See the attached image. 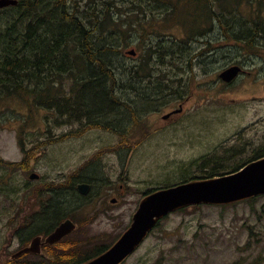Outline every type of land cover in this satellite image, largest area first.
I'll use <instances>...</instances> for the list:
<instances>
[{
	"label": "rangeland",
	"instance_id": "1",
	"mask_svg": "<svg viewBox=\"0 0 264 264\" xmlns=\"http://www.w3.org/2000/svg\"><path fill=\"white\" fill-rule=\"evenodd\" d=\"M242 14L254 15L249 6L242 7ZM183 30L175 28L168 34L183 39ZM186 44L194 52L206 45L193 39ZM234 44L226 39L221 42L227 49ZM131 49L136 50L135 41L122 54L127 64L137 63L143 55L139 48L133 60L126 55ZM232 51H237L236 46ZM232 57L246 61L250 73L231 84L219 77L220 71L233 62H224L228 58L225 56L218 61L208 58L206 65L195 58L192 65L169 67L176 74L171 87L190 99L185 116L179 124L163 127L145 138L133 131L138 146L120 145L121 138L110 129V122L107 126L94 125L57 117L44 109L36 111L24 132L26 148L33 149L28 167L10 170L0 165V187L12 171L8 183L19 191L18 195L0 191V248L16 231L23 237L29 234L32 217L40 208L35 190L44 183L55 185L73 177L76 184L85 177L94 182L88 195L80 194L82 206L75 211L77 224L84 225L91 237L86 248L93 251L124 231L146 190L177 182L184 175L206 176L215 165L213 160L232 153L236 156L231 163L251 157L264 143V55L247 52ZM185 68L189 70L182 72ZM172 102V96L163 98V107L155 115L166 113L176 103ZM28 114L27 105L18 98L0 102V163L1 159H23L19 128ZM231 163L227 165L231 167ZM32 172L41 178L30 179ZM113 197H117L115 202L111 201ZM22 219H28V226L26 223L17 229ZM237 260L264 264V195L254 202L226 208L203 204L201 208L173 212L123 264H232Z\"/></svg>",
	"mask_w": 264,
	"mask_h": 264
},
{
	"label": "trees",
	"instance_id": "2",
	"mask_svg": "<svg viewBox=\"0 0 264 264\" xmlns=\"http://www.w3.org/2000/svg\"><path fill=\"white\" fill-rule=\"evenodd\" d=\"M244 6L254 15L242 14ZM175 28L185 29L186 38L168 34ZM191 39L206 45L194 52L186 44ZM225 39L235 44L229 49L222 47ZM131 41L143 55L137 63L127 64L122 54ZM232 46L237 48L235 53ZM247 52L264 55V0H19L17 5L2 7L0 102L18 98L27 105L29 114L19 128L23 159H1L0 165L10 170L28 167L33 149L26 148L24 132L41 109L94 125L107 126L110 122V129L121 138L120 145L138 146L132 129L142 123L144 114L161 109L163 98L174 94L171 83L176 74L169 67L192 65L195 58L206 65L208 58L218 61L222 56L228 57L224 62L240 63V58L232 56ZM137 54L126 55L134 60ZM181 70L187 72L189 68ZM258 155H264V150ZM221 170L214 166L204 177L218 175ZM12 173L6 174L0 191L18 195L8 183ZM184 176L158 188L199 177ZM80 182L94 183L86 177ZM77 184L73 177L55 185L44 183L35 190L40 211L32 217L29 234L43 225H58L67 217L78 221L75 211L82 206V196ZM112 243L97 246L86 259ZM232 264L245 263L237 260Z\"/></svg>",
	"mask_w": 264,
	"mask_h": 264
},
{
	"label": "water",
	"instance_id": "3",
	"mask_svg": "<svg viewBox=\"0 0 264 264\" xmlns=\"http://www.w3.org/2000/svg\"><path fill=\"white\" fill-rule=\"evenodd\" d=\"M18 0H0V8L16 5ZM135 55V49L127 51ZM241 67L233 65L220 73V78L230 82L239 75ZM30 179H39L32 172ZM78 190L88 194L91 186L79 183ZM264 195V156L252 160L238 170L211 177L192 178L168 187L153 189L144 194L134 212L129 226L120 237L100 254L79 264H122L143 243L156 225L170 213L202 204L228 205ZM77 228V223L67 217L47 237L55 242ZM41 236L35 237L22 251H35Z\"/></svg>",
	"mask_w": 264,
	"mask_h": 264
},
{
	"label": "flooded vegetation",
	"instance_id": "4",
	"mask_svg": "<svg viewBox=\"0 0 264 264\" xmlns=\"http://www.w3.org/2000/svg\"><path fill=\"white\" fill-rule=\"evenodd\" d=\"M233 65H239L241 67V71L239 75L236 76V78H234L230 82H227L230 84L233 83L241 75L249 72L245 66L246 61L243 60L240 63L231 62L230 64H228V66L224 67L220 71V73L226 68ZM212 72L214 73L215 70H213ZM173 92L174 94H172L171 96L173 98V102L176 101V103L170 105V109L167 110L166 113L159 116L155 115V113L161 111L158 108L149 111L148 113L144 114L142 123L136 124L135 127L132 129V131L137 130L138 132H140V134L147 136L149 134L162 130L163 127H166L168 125H176L182 122L187 110V103H189L190 99L181 98V96L179 97L180 93H178L177 91H173ZM142 124L145 126V128H142ZM262 146H264V143L256 148V150L251 155V157L240 162L237 161L235 163H231V161L236 156L234 153H232L231 155L227 156L224 159L213 160L215 162L214 166L223 168V170H221L218 174L234 172L236 170L232 171L233 168L241 165L244 166L250 161L264 156V155H258V152L264 150ZM230 163L233 164L231 167L227 165ZM80 183H88L90 184L91 189L93 188V184L91 182H80ZM91 189L89 193L91 192ZM146 192L147 190L144 192V194ZM79 193L81 195L89 194V193L82 194L80 191ZM115 198L117 197H113L111 201L114 202L116 200ZM38 211H40V209H38ZM27 220L22 219V222L17 226V229L23 228L26 225ZM27 226L28 223L25 227ZM56 227L57 225L55 224L52 225L51 227L50 226L47 227V225H43L40 228H38L34 233L32 234L30 233L26 237L20 235L21 231H16L15 234L11 236L12 239H10L7 244H5L3 247L0 248V264H58V263H68L70 261L78 264L84 262L86 258L89 256V254L92 252L86 248L87 242L91 237L87 236L85 226L83 225L82 229L80 230L76 228L73 232L67 234L58 241L47 242L46 241L47 237L51 234V232L55 230ZM37 236H41V239L39 240L38 244L35 247L36 250L22 251L23 249L28 247L31 244L32 240ZM71 237H75V238L70 239ZM97 254L100 253H96V255Z\"/></svg>",
	"mask_w": 264,
	"mask_h": 264
},
{
	"label": "bare ground",
	"instance_id": "5",
	"mask_svg": "<svg viewBox=\"0 0 264 264\" xmlns=\"http://www.w3.org/2000/svg\"><path fill=\"white\" fill-rule=\"evenodd\" d=\"M25 10V9H24ZM14 24V23H13ZM36 31V30H35ZM29 33V32H28ZM142 38V37H141ZM15 44V43H14ZM58 48V47H57ZM157 48V47H156ZM35 54V53H34ZM49 57V56H48ZM76 58V57H75ZM40 59V58H39ZM38 59V60H39ZM17 62V61H16ZM31 63H33V62H31ZM95 63V62H94ZM149 63V62H148ZM12 64V63H11ZM2 65V64H1ZM142 65V64H141ZM148 65V64H147ZM17 67V66H16ZM146 67V66H145ZM4 68V67H3ZM8 68V67H7ZM26 68V67H25ZM133 69V68H132ZM10 69H8V71H9ZM12 74V73H11ZM61 75V74H60ZM19 77V76H18ZM30 79V78H29ZM54 80V79H53ZM84 81V80H83ZM86 81V80H85ZM22 85V84H21ZM15 89V88H14ZM123 103V102H122ZM128 161V160H127ZM58 199V198H57Z\"/></svg>",
	"mask_w": 264,
	"mask_h": 264
}]
</instances>
